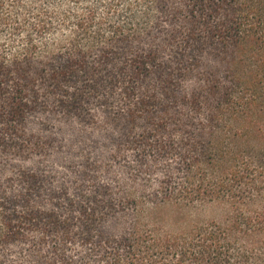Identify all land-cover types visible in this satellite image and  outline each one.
<instances>
[{
	"label": "rangeland",
	"instance_id": "374dc122",
	"mask_svg": "<svg viewBox=\"0 0 264 264\" xmlns=\"http://www.w3.org/2000/svg\"><path fill=\"white\" fill-rule=\"evenodd\" d=\"M158 1L159 15L148 34L117 39L109 47L113 65L102 63V54L96 52L67 80V100L82 90L87 95L94 93L97 99H82V109L75 112V102V113H62L54 104L63 91L48 93L41 83L36 111L16 125L18 134L30 138L29 147L20 150L22 139L17 140L15 135L5 137L10 145L15 140L17 150L0 146V196L10 209L17 208L33 222L28 235L3 245L0 264H85L90 256V242L97 245L105 241L113 246L115 240L128 234L134 218H144L147 208L154 206L148 200L157 201L162 195L158 193L166 186L163 178L173 185L182 180L183 148L177 144L163 150L155 142L164 144L174 134L175 140L185 136L187 126L175 122L183 118L193 123L195 118L186 117L189 112L183 96L215 82L214 68L221 66V53L208 38L184 44L187 29L202 34L205 28L198 24L199 17L190 14L185 0ZM140 3L7 0L0 6V14L8 17L0 20V51L12 59L14 53L32 42L36 55L26 57L27 60L42 61L64 54L59 47L71 35L77 20H89L85 24L87 30L78 32L82 39L89 33L106 34L118 22L131 23L128 4L133 12L140 13ZM41 21L47 25L39 29L36 24ZM47 48L56 54H45ZM150 48L159 52L163 77L150 72L128 95L125 84L131 72L127 64L135 54ZM121 65L128 79L124 76L125 80L118 79L114 84L112 78ZM87 84L92 85L85 89ZM138 98L149 105L138 112L145 120L142 126L149 130L151 123L162 122L150 137L133 127L128 129L133 124L128 112L135 108ZM187 128L194 133L207 130L195 123L193 129L192 125ZM144 197L148 200L141 199ZM133 199H140L145 205L139 212L135 213ZM219 213L220 209L202 208L195 219L207 220ZM47 229H52V234L47 235ZM62 235L63 243H56Z\"/></svg>",
	"mask_w": 264,
	"mask_h": 264
},
{
	"label": "trees",
	"instance_id": "16d2710c",
	"mask_svg": "<svg viewBox=\"0 0 264 264\" xmlns=\"http://www.w3.org/2000/svg\"><path fill=\"white\" fill-rule=\"evenodd\" d=\"M5 1L0 0V6ZM139 1L143 6L140 13L133 12L128 4V19L132 22L126 25L118 22L106 34L89 33L82 39L78 32L87 30L85 24L89 20H77L71 35L59 47L64 54L47 48L45 54L56 55L42 61L27 60L26 57L36 55L37 48L32 42L14 53L12 59L0 51V146L17 150L15 140L13 145L5 140L15 135L17 140L22 139L20 150L29 147L30 138L18 134L16 125L36 111L41 83L48 93L63 91L54 104L62 113L73 112L75 102L78 104L75 112L82 109V99H97L94 93L87 95L82 90L69 101L64 87L90 55L99 52L102 63L113 65L108 49L114 41L140 37L154 28L159 1ZM185 1L190 14L199 17L198 24L205 28L202 34L187 29L184 44L208 38L221 53V66L214 68L215 82L183 96L182 102L189 112L186 117L195 118V122L182 118L175 124L192 125L193 129L195 123L207 130L194 133L186 127L183 138L175 140L174 134L164 144L155 142L163 150L177 144L183 148L182 180L173 185L163 178L166 186L158 193L162 195L157 201L141 198L154 206L147 208L144 218H134L128 234L117 238L115 245L90 242L87 264H264V0ZM6 18L0 14V20ZM46 25L43 21L36 24L39 29ZM127 65L131 72L129 79L121 65L112 82L128 79L125 84L128 95L150 72L163 75L157 49L141 50ZM148 106L147 101L138 98L135 108L128 112L133 121L128 129L133 127L146 133V137L162 126V122L151 123L149 130L142 126L145 120L138 112ZM200 120L204 122L200 124ZM136 199L132 200L135 213L145 206ZM202 208L220 209V213L207 220L195 219ZM32 222L29 215L17 208L10 209L0 196V250L3 245L28 235ZM46 234H52V229H47ZM64 238L56 243H63Z\"/></svg>",
	"mask_w": 264,
	"mask_h": 264
}]
</instances>
